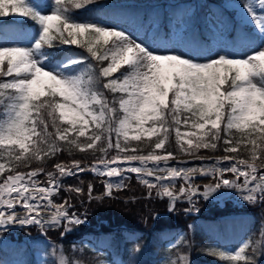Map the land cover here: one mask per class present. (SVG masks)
<instances>
[{
    "label": "snow or ice",
    "instance_id": "6c2138e0",
    "mask_svg": "<svg viewBox=\"0 0 264 264\" xmlns=\"http://www.w3.org/2000/svg\"><path fill=\"white\" fill-rule=\"evenodd\" d=\"M94 3L96 0H81L75 8ZM256 4L259 13L251 3H244L243 9L258 30L261 48L244 56L217 54L202 62L177 52H155L124 30L78 21L71 13L69 0H0V17L12 16L9 22L22 23L16 17L28 16L39 26L30 47L0 46V75L12 77L0 83V158L10 161L7 167L0 163V230L18 224L38 225L46 232L45 224H63V236L72 226L86 223V217L69 214L72 205L68 200L55 205L52 199L61 190L62 177L78 176L86 170L107 178V196L126 187L125 181L130 179L127 173L136 174V179L149 189V196L152 189H163L170 212L185 199L190 205L186 213L199 211L197 197L209 200L222 189L236 190L252 204L264 202V172L256 163L260 161L264 166V0H256ZM85 33L94 34L96 43L102 40L107 45L100 53L91 46L88 51L101 65L96 78L107 81L103 88L112 94L111 100L93 88V75L86 78L74 70L84 58L65 56L64 50L53 43L59 39L63 45H77L78 37ZM122 66H127L125 71L114 76ZM181 126L195 131L182 132ZM233 130L239 138L233 137ZM173 131L180 150L187 155L196 156L200 149L216 150L222 144L227 154L238 153L243 147L249 158L225 155L221 160L231 163L224 167L169 166L168 161L176 159L174 153L165 150L157 154L156 150L165 149ZM144 140L154 143L153 150L147 155L135 154L138 147L132 142ZM58 142L80 151H99L101 155L89 168L74 160L71 166L56 163L55 173L45 172L43 167L17 170L33 160L56 156L63 150ZM113 149L115 155H109ZM136 161L138 166L131 163ZM42 173L47 176V186L37 179ZM226 173L235 179L225 178ZM198 174L214 182L204 185L201 191L194 183ZM177 178L184 182L178 191L174 190ZM67 191L79 194L84 190L69 186ZM92 191L89 184V198ZM53 207L56 211L52 223H48L41 213ZM249 247L248 242L242 244L232 259L238 264H256L247 255ZM179 260L186 264V257Z\"/></svg>",
    "mask_w": 264,
    "mask_h": 264
},
{
    "label": "trees",
    "instance_id": "16d2710c",
    "mask_svg": "<svg viewBox=\"0 0 264 264\" xmlns=\"http://www.w3.org/2000/svg\"><path fill=\"white\" fill-rule=\"evenodd\" d=\"M223 1L96 0L94 4L75 8V4L80 3L81 0H69V6L73 17L81 22L105 26L112 23L120 28L143 29L152 20L156 23L152 28V36L158 39H169L174 22L182 20L185 24L182 33L183 46H191L190 48L197 52H209L215 49L216 29L210 26V17L220 24V32L226 50L230 47L237 48L243 43L260 44V36L254 27L239 23L234 17V10L225 6ZM32 2L49 3L50 0H32ZM12 19L11 16L0 17V39L14 37L28 31V28H33L34 34L38 30L39 26L28 16L20 20L22 23L9 22ZM53 35L56 34L53 33ZM92 35L90 33V36ZM89 38L91 37L79 39L77 45H63L59 39L54 40L53 43L64 50L65 56L84 58L83 63L74 65V70L86 78L89 74L93 75V88L103 92L111 100L112 94L103 88V84L107 81L102 77L96 78L101 65L88 51L91 46L93 51L100 53L106 47L103 44L92 46ZM106 65L107 62H104V66ZM126 67L122 66L113 75L119 77ZM9 78L0 75V83L7 82ZM2 118L0 115V119ZM232 135L234 138H239V133H236L235 130ZM80 140L83 142L84 138H80ZM154 140L155 137H153ZM58 143L62 145L63 150L59 151L56 156L43 161L33 160L27 167L22 166L17 170L27 172L43 167L45 172L55 173L56 163L71 166L74 160L80 161L82 167L89 168L101 155L99 151H80L66 142ZM132 143L138 147L135 154L147 155L154 147V143H149L147 140ZM165 150L185 154L177 144L174 131L169 135L165 149L156 150V152L163 154ZM197 153L225 152L223 145L219 144L216 150L200 149ZM232 154L238 159L249 158L247 150L243 147L238 153ZM109 155H115V150H111ZM0 159L6 163V167L10 163L5 158ZM256 163L264 169L260 161ZM12 166L15 167V164ZM7 174V172L4 173V175ZM45 176L43 173L39 175L41 178ZM73 177H62L61 179L64 181V185L71 184L74 188L79 187L84 191L77 194L67 191L68 187L62 186L54 198L58 202H62L66 198L73 203L74 209L87 211L89 213L88 222L74 226L66 236L60 235L62 228L46 230V235L61 246V252L66 256L68 264H99L101 258H108L118 264H167L168 258L172 256H176L175 262L179 261V264H185L184 261L179 260L181 256L186 257V264H238L232 259L233 256L203 252L204 248L210 245L227 248L235 247L238 242L240 243V240L236 242V237L239 239L241 237L236 233L238 231H235L232 236L227 233V226L230 227L233 221L229 219L228 214L236 212H238L236 214L241 213L237 220L241 226V232L244 233V236L250 235L251 242L250 247L246 250L247 255L251 256L256 264H264V249L258 245V236L264 228V202L242 207L230 205L220 207L219 203H207L204 200H199L197 202L200 208L199 213L190 214L185 212V206L189 204L178 201L174 211L156 217L157 213H164L168 210L169 199L153 194V189L149 196V189L134 175L129 176L130 179L125 181V188L113 191L111 196L105 195L104 177L94 175L87 170L79 173L77 182L72 180ZM2 179L3 175H0V181ZM89 184L93 188L91 198L87 192ZM182 232L183 234L180 236ZM181 237L183 238L182 242L177 247H172L173 243L170 241H180ZM13 252L16 254L15 251ZM29 258L32 257L27 259L29 260ZM53 261L57 264L48 248L47 264H52ZM239 264H243V262L241 261Z\"/></svg>",
    "mask_w": 264,
    "mask_h": 264
},
{
    "label": "rangeland",
    "instance_id": "374dc122",
    "mask_svg": "<svg viewBox=\"0 0 264 264\" xmlns=\"http://www.w3.org/2000/svg\"><path fill=\"white\" fill-rule=\"evenodd\" d=\"M246 2L253 4V6L256 8L257 12L259 13V8L256 4V0H224L223 1L225 6L234 10V17L236 20L239 21V23L252 25L254 29L258 31L255 25L253 23H250L249 20L246 18L245 10L243 9V4ZM44 11L46 13H50V9H45ZM22 18L24 17H19V16L16 17V19H22ZM154 25L155 23L152 20H150V22L148 23V26H146L147 28L144 27L142 30H137L134 28L133 29H120V30H124L133 39L143 42L146 46H148L150 49L154 50L155 52H159V53L177 52L181 54H186L187 56L196 57L198 60L202 62L206 60L208 57L215 58L217 54L244 56V55L250 54L253 51L261 48V43L258 44V43L253 42V43H243L239 45L237 48L230 47V48H227L226 50L223 45V36H221L219 32L220 25L217 22H215L212 18L210 19V25L215 27L217 32H216L215 49L209 52L208 51L197 52V50H194V49L192 50L189 46L182 45V30L185 27V24L182 21H176L173 24L174 26L172 29V34L168 40L164 38L155 39L151 35L150 30L154 27ZM107 26L116 28L113 24H110ZM31 34H32V30L30 31L29 35L18 34L13 40H11L10 38L0 39V46L30 47L31 42L34 39V38H32L31 40L29 39ZM88 37H91L89 38V40L92 46L96 44H103L102 40L99 43H96V36L94 34L90 36V33H85L84 36L78 37V39H82V38L84 39ZM104 47H107V45H104ZM11 79L12 77H10L8 81H10ZM181 131L190 132V131H195V129L181 127ZM184 139H187V138L185 137ZM174 154H177V153H174ZM202 154L203 155H210V154L218 155V153H196V155H202ZM221 158L219 159V161H216V162H213L212 160L211 162L208 163L209 164L208 166H205V168H211L212 166H217V163L220 164V167H224L231 163L230 161H223L221 160ZM177 161H179L180 163L188 162V165L186 166H190L189 164L190 159H177ZM172 162L174 163V161ZM0 163H4V161L0 159ZM148 166L152 167L153 164H149ZM258 168L260 171H264L262 167L258 166ZM127 175L136 176V174H133V173H127ZM78 176H74V177L64 176V177H68V178L73 177L72 180L74 182H77ZM40 178L41 177L39 176L37 177V179L41 182V184L43 186H47V176H45L44 178H41L42 180ZM146 178L151 179V177H146ZM225 178L235 179V177L231 173H226ZM106 179L107 178L104 177V181ZM113 179H118V178H113ZM240 179L242 181L243 178H240ZM69 181L71 180L69 179ZM213 182L214 181L212 180L211 177L200 176L199 174L197 175L194 181V183L200 186L201 191L203 190L204 185H207ZM60 183L62 186H66L64 185V181L62 179H60ZM164 183L167 184L168 181H164ZM182 183L184 182L181 179L177 178L175 180L174 190L178 191ZM69 186L74 188V186H72L71 184L67 185L66 187H69ZM158 192L160 193V195L157 194ZM162 192H163L162 188L153 189V194L158 195L160 197H163ZM55 196L52 197L55 205L62 204L65 200H67L65 198L62 202H58L54 198ZM199 200H204V199L197 197V202ZM204 201L207 203H219L220 207H225L226 205L240 206V207L244 205H253L252 203H249L243 200L238 191L230 190V189H222L221 192L217 193L213 198L209 200H204ZM183 202L187 203V200L185 199ZM70 203L71 205H73L72 202ZM176 206L177 205L175 204V207ZM65 207H67V205H65ZM185 207L188 208L190 207V205H186ZM196 207L200 209L197 203H196ZM168 208H169V205H168ZM19 210L20 209H18V211ZM68 211H69V214H71L72 212H75L78 215H80L82 218L86 217L87 222L89 220V213L85 210H81L77 208L74 209V206H72L70 209H68ZM198 213L199 211L190 212V214H198ZM236 213L228 214L229 219H232L233 221L231 222L232 224L230 225V227L227 226L228 227L227 233L230 234L229 236H232L235 231H238L236 233L239 234V236L241 237L240 239L236 237V242L240 240V243L238 242L235 245V247H227V248L225 247L218 248L216 246L210 245V246H206L203 252L215 253L217 255H220V253H224L223 256L232 257L235 255V252L240 248V246H242V244H244L245 242H248L250 244L251 242L250 235L244 236V233L241 232L240 230L241 226L239 225V221H237L241 213L240 214H236ZM41 216L47 217L48 223H52L51 218L53 214L51 213L50 209H46L45 211H43L41 213ZM45 228L46 229H61L62 228L60 233L64 231L63 224L60 227H47V224H45ZM72 228H74V226H72ZM68 232H66L63 236H66ZM182 234L183 232L180 233V236ZM176 242L177 240L170 241V243H173V244H175ZM258 245L259 246L261 245V247L264 249V228H263V231L258 236ZM48 248L50 252L52 253V255L54 256V258L56 259L57 264H62V262H66V256L61 252V246L59 245V243L53 240L52 238H50L49 236H47L46 232L42 230L41 227L38 225L23 226V227L9 225L6 230H0V264H47V249ZM13 251H15L16 254L18 255L13 254L14 253ZM28 257H32V258H29L28 260L27 259ZM175 260H176V256H172L168 258L167 264H174ZM101 261H105L107 262V264H118L108 258L99 259V264H101Z\"/></svg>",
    "mask_w": 264,
    "mask_h": 264
},
{
    "label": "water",
    "instance_id": "95a60500",
    "mask_svg": "<svg viewBox=\"0 0 264 264\" xmlns=\"http://www.w3.org/2000/svg\"><path fill=\"white\" fill-rule=\"evenodd\" d=\"M176 156V159L173 160V159H170L168 161V165L169 166H175V167H184V168H191V167H199L200 165H203L204 167L205 166H208L209 162H211L213 160V162H216V161H219V159L223 156H225L226 154H218V155H213V154H210V155H196V156H191V155H177V154H174ZM197 157H203L204 159L201 160ZM177 159H190L189 161V164L190 166H186L188 165V162H184V163H180L179 161H177ZM174 161V163L172 162ZM133 165H136L138 166L139 165V162L136 161V162H131ZM149 164H152V162H149ZM217 165L220 167V164L217 163ZM151 166V165H150ZM264 172V171H262ZM18 212H20V214H23V211L22 210H19ZM13 226H20L18 224H13ZM22 227V226H20Z\"/></svg>",
    "mask_w": 264,
    "mask_h": 264
},
{
    "label": "bare ground",
    "instance_id": "6f19581e",
    "mask_svg": "<svg viewBox=\"0 0 264 264\" xmlns=\"http://www.w3.org/2000/svg\"><path fill=\"white\" fill-rule=\"evenodd\" d=\"M50 210H51V213L52 214H54L55 213V211H56V209L55 208H50ZM43 217V216H42ZM43 219L44 220H46L47 222H48V219H47V217H43Z\"/></svg>",
    "mask_w": 264,
    "mask_h": 264
}]
</instances>
